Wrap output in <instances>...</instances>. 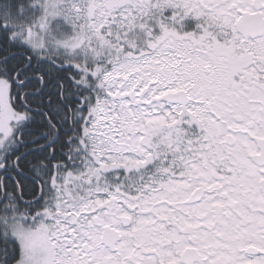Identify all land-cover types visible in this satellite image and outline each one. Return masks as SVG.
<instances>
[{
    "label": "snow or ice",
    "instance_id": "snow-or-ice-1",
    "mask_svg": "<svg viewBox=\"0 0 264 264\" xmlns=\"http://www.w3.org/2000/svg\"><path fill=\"white\" fill-rule=\"evenodd\" d=\"M0 264H264V0H0Z\"/></svg>",
    "mask_w": 264,
    "mask_h": 264
}]
</instances>
